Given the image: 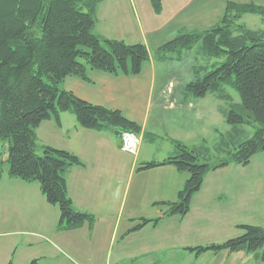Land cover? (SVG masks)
Listing matches in <instances>:
<instances>
[{
    "label": "crops",
    "instance_id": "crops-1",
    "mask_svg": "<svg viewBox=\"0 0 264 264\" xmlns=\"http://www.w3.org/2000/svg\"><path fill=\"white\" fill-rule=\"evenodd\" d=\"M104 1L101 0L96 7L94 27L99 23L98 7ZM228 1L264 6V0H161L159 13L163 20L155 22L147 14L149 9H154L149 0L148 3L140 2L143 10L138 14L137 30L120 33L112 30L107 15L106 19L102 17L107 25L97 28V34L129 43H144L150 53L148 61L137 75H112L92 70L88 73L89 81L69 75L62 87L92 104L119 109L126 118L135 121L140 125L139 133H135L137 146L133 151H127L117 143L114 130L80 127L73 112H60L58 122L54 118L41 121L36 129L37 146L43 144L66 149L83 162L82 166H71L66 173L68 196L74 208L90 213L93 221L73 229H59L58 207L46 201L39 184L11 177L6 169L0 176V264H7L10 260L12 264H28L33 258L40 259L39 264H200L201 261L204 264H238L239 260L264 264L256 254L243 250H206L196 254L186 249L211 244L216 230L229 236L240 235L243 231L237 224L251 223L264 228V221H238L241 220L238 210L252 208L247 201L251 195L245 194L241 183L236 186L222 223L211 217V211L205 213V205L213 194H230L229 188L222 189L229 178L237 177L229 175L234 163L207 172L183 216L164 215L161 211L155 225L146 223L132 229L140 223L133 220L135 216L130 210L133 206L176 201L177 192L188 176L172 164L140 170V163L163 160L172 154L173 140L191 146L205 140L208 146L205 132L188 124H202L206 113L221 115V103H211L212 107L205 105L207 94L193 97L185 94L186 85L181 88L174 81L157 83L156 61L164 58L157 49L180 32L212 27ZM217 130L215 132L219 135L221 132ZM230 130L229 126L226 133ZM149 148L151 151L147 152ZM4 155L7 160V152ZM132 182L133 193L127 202ZM111 223L115 226L112 229ZM214 223L218 224L215 226ZM31 224L39 231L44 230V234L37 235L32 228H23ZM28 232L34 233L36 241L42 242V238H46L47 246L40 251L42 253L33 250L30 253L34 244L29 242L31 237H21ZM2 236L7 239L1 240Z\"/></svg>",
    "mask_w": 264,
    "mask_h": 264
},
{
    "label": "trees",
    "instance_id": "trees-1",
    "mask_svg": "<svg viewBox=\"0 0 264 264\" xmlns=\"http://www.w3.org/2000/svg\"><path fill=\"white\" fill-rule=\"evenodd\" d=\"M100 1L0 0V141H6L9 175L39 184L46 201L58 207L61 230L93 221L90 213L74 208L68 196L66 173L71 166H82L83 162L73 152L43 144L38 145V155L39 123L48 118L58 122L60 112L69 111L82 128L119 130L120 136L140 130V125L119 109L92 104L62 87L69 75L89 81L88 73L92 70L137 75L150 57L142 42L129 43L93 31ZM150 2L155 12L161 10V0ZM247 13L264 18V6L228 1L212 27L180 32L157 49L158 54H166L199 44L209 61L198 66L196 77L188 82L184 92L193 97L212 94L222 100L227 106L221 105L220 112L231 127L230 132L219 134L218 148L226 154L217 163H212L205 140L196 146L173 140L172 154L163 160L140 163V170L172 164L188 174L176 201L157 202L166 205L164 215L186 214L192 195L201 188L209 170L231 163L246 165L253 154L264 151V28L252 29L240 22ZM229 83L239 93V103L232 102L226 91ZM242 123L256 124L252 136L238 143L234 150L226 149L224 136ZM159 219L140 218L141 222L132 229L146 223L155 225ZM237 227L242 234L186 249L196 254L206 250H243L264 261V228L249 223ZM39 261L33 258L28 264ZM7 264H12L11 260Z\"/></svg>",
    "mask_w": 264,
    "mask_h": 264
},
{
    "label": "rangeland",
    "instance_id": "rangeland-1",
    "mask_svg": "<svg viewBox=\"0 0 264 264\" xmlns=\"http://www.w3.org/2000/svg\"><path fill=\"white\" fill-rule=\"evenodd\" d=\"M133 1V4H132ZM148 3L149 0H105L102 2L98 8L99 9V23L97 27H93V31H96L97 28H100L101 25H107L106 15L108 16V19L111 20V27L112 30L116 31L117 33L127 31L128 29H136L137 23H138V14H141L143 10V6L141 5L142 2ZM141 2V3H140ZM150 4V3H149ZM154 11V12H153ZM157 13V14H155ZM150 17L154 19L155 22H157V19L163 20L161 17V13L155 12V10L152 8L149 9V13H147ZM102 17L104 19H102ZM141 17V16H140ZM142 19V18H141ZM240 22L244 23L249 26L252 29H259L264 28V18L260 14H252L247 13L244 14ZM136 31L133 32V35L135 36ZM138 35V34H137ZM136 35V37H137ZM211 60H214L212 58ZM208 56L205 54V52L200 49L199 44H195L191 49H182L180 53H177L176 51L167 52L164 54V58L162 60L156 61L157 65V73H158V79L157 83H160L162 81H174L175 84H179L184 87L188 84V82L193 81V79L196 77V74L198 73L195 71L198 66H204L206 63H208ZM204 71H202L203 73ZM183 90V89H182ZM180 89V91H182ZM226 91L231 94L232 102H240V95L237 93L235 88L231 83H229L226 86ZM178 92V90L176 91ZM208 101H206L205 105L207 107H212L211 103H221L223 106H227L224 104V102L220 99H216L214 95L207 94ZM192 128L200 129V131L205 132L207 135L205 138L207 139L208 147L210 150V157L212 163H217L219 159H222L225 157V152L220 150L218 148L219 143V135L217 132H215V129H218L221 133L225 134L226 129L229 128L230 125H227L223 116L220 114L216 116L215 114L212 115L211 113L205 114V119L202 122V124L197 125V123L191 124L189 122L188 124ZM256 124H240L237 125L236 130H232L230 135H225L226 141L228 143V146L226 149L234 150L233 148L240 143L241 141L249 138L252 136V133L255 129ZM204 128V129H203ZM214 128V131H213ZM217 130V131H218ZM232 135V136H231ZM164 143V141L159 140V143ZM148 146V145H144ZM151 149L149 148L147 152H150ZM7 152L6 148V141H0V171L1 173H5L6 169H8V161L5 160V153ZM36 153L39 155L41 153V149L38 146V149L36 150ZM161 156V155H160ZM168 156V155H167ZM233 169L229 172V175H236L237 177H231L227 180V185H225L222 189L224 191L225 189L229 188L230 194L228 193H216L213 194V196L210 197V201L207 205H205L206 211L205 213L212 212L211 217L215 221H222L224 220L225 211L230 207L229 205L232 203L231 198L236 193V186L238 184H243V191L245 194L251 195V198H247V201H249V207H252L251 210L246 211H239L238 213H241L238 217L241 220L238 221H249V222H262L264 221V151L257 152L253 154V156L250 158V162L247 165H235V163L232 165ZM187 174V172L185 173ZM188 175V174H187ZM240 176V177H239ZM188 177V176H187ZM134 181V180H133ZM208 183V182H207ZM133 193V182L130 185V190L127 196V202L130 201V197ZM220 194V195H218ZM126 202V204H127ZM159 201H155L153 203H146L145 205H139L133 206L130 210L135 216L133 219L135 222H141L140 218L146 217V218H154L158 217L157 214H160L159 212H165L166 205H162L157 203ZM127 206V205H126ZM208 209V210H207ZM58 210V209H57ZM126 210V208H125ZM234 210V209H233ZM128 211V210H126ZM132 220V221H133ZM131 221V220H130ZM131 221V222H132ZM222 223V222H221ZM220 223V224H221ZM218 223H214L216 226ZM251 224V223H250ZM23 227L22 225H20ZM36 226V225H35ZM33 224H31L28 227H23L24 229H28L29 227L32 228L31 231H34V233L38 234H44V230L39 231L36 229ZM115 226L113 223H111V229ZM29 233V232H28ZM33 233V232H31ZM29 233L28 235L22 234L21 237H31L29 242H33V247L30 249V253L33 250L34 253H42L40 251H44L46 249V238H42L43 241L39 242L36 241V237L33 234ZM31 234V236H30ZM238 235V234H237ZM234 235V236H237ZM234 236H229L224 232L215 231L213 233L212 240L213 242H223V240L232 238ZM33 237V238H32ZM37 238H39L37 236ZM7 239L6 236H2L1 240ZM111 244L113 242L110 241ZM112 246V245H111ZM34 257H37L34 256ZM167 264V263H165ZM188 264V263H187ZM200 264H204L201 263ZM238 264H248V261L239 260Z\"/></svg>",
    "mask_w": 264,
    "mask_h": 264
},
{
    "label": "built area",
    "instance_id": "built-area-1",
    "mask_svg": "<svg viewBox=\"0 0 264 264\" xmlns=\"http://www.w3.org/2000/svg\"><path fill=\"white\" fill-rule=\"evenodd\" d=\"M121 146L127 151H133L137 146L135 133L130 131L124 132L121 135Z\"/></svg>",
    "mask_w": 264,
    "mask_h": 264
},
{
    "label": "water",
    "instance_id": "water-1",
    "mask_svg": "<svg viewBox=\"0 0 264 264\" xmlns=\"http://www.w3.org/2000/svg\"><path fill=\"white\" fill-rule=\"evenodd\" d=\"M114 133H115L116 136H118L117 137V143L121 144L120 143V140H121L120 134H121V132L119 130H117V131L115 130Z\"/></svg>",
    "mask_w": 264,
    "mask_h": 264
}]
</instances>
